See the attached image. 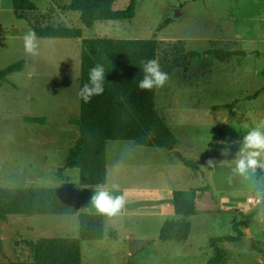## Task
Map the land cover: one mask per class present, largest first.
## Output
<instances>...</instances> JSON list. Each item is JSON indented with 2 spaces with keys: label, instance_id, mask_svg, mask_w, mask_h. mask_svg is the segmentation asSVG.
Returning a JSON list of instances; mask_svg holds the SVG:
<instances>
[{
  "label": "rangeland",
  "instance_id": "rangeland-1",
  "mask_svg": "<svg viewBox=\"0 0 264 264\" xmlns=\"http://www.w3.org/2000/svg\"><path fill=\"white\" fill-rule=\"evenodd\" d=\"M32 1L39 7L31 16L33 23L42 21L43 25L73 27L82 37L70 44L37 38L38 54H27L23 37L34 30L28 21L15 17L13 0H0V71L19 60L29 59L28 69L0 79V186L61 184L53 182L55 178L51 176L52 169L54 172L57 168L55 164L49 163L45 169L41 166L49 155L45 153L43 140L58 137L66 143L73 141L76 134L67 123L80 117L78 93L83 39L155 38L159 42L161 69L169 75L165 86L158 88L157 110L179 137L181 148L191 154L209 148L202 161L208 183L203 187L207 192L201 201L210 199L214 206L207 208L206 213L216 215L217 189L221 190L220 203L239 209L249 197L263 195L264 190L255 185L257 174L247 180L234 174L235 164L222 155L220 147L232 145L230 151L234 149L239 156L245 155L243 138L254 128L264 130V0H138L135 18L101 21L91 29L85 26L78 12L62 11L53 0ZM129 2L117 0L114 9H126ZM213 50H221V54L232 52V55L222 58L210 52ZM207 55L210 58H205ZM185 98L194 101L188 105ZM247 108L255 112H244ZM175 114L186 118H175ZM36 116L49 117V124L29 120ZM10 137L16 145L9 146ZM188 138L196 141L192 147ZM27 139L32 153L28 151ZM211 146L214 148L210 149ZM117 156L121 153H111V159ZM210 159L214 163L209 164ZM53 161L60 162L58 157ZM136 169L140 176L146 177L145 172L148 175L141 162ZM164 181L170 184L172 177L165 176ZM16 218L23 221H15ZM37 219L41 220L35 222ZM25 220L32 224L24 226ZM68 221L69 217L64 215L9 216L1 223L0 261L30 259L29 240L24 238L28 239L29 235L67 237ZM224 221L203 217L198 222L201 233L196 237L202 246H209L211 237L232 231V223L228 228ZM154 241L155 234L148 233L143 241L123 237L117 242L118 247L85 241V248L108 251L117 260L127 257L133 263L155 264L148 257H155ZM141 244L145 246L144 256L139 251ZM165 246L171 254L178 251L174 242ZM223 246L234 264L236 248L244 245L224 243ZM213 255L211 249L208 256ZM140 259L144 262H139ZM255 261L254 264H260L258 258Z\"/></svg>",
  "mask_w": 264,
  "mask_h": 264
},
{
  "label": "trees",
  "instance_id": "trees-1",
  "mask_svg": "<svg viewBox=\"0 0 264 264\" xmlns=\"http://www.w3.org/2000/svg\"><path fill=\"white\" fill-rule=\"evenodd\" d=\"M62 11L78 12L88 29L101 21H117L136 17L138 0H130L126 9L115 10L117 0H53ZM15 17L26 20L38 39H78V29L67 26L33 23L31 16L38 11L32 0H13ZM226 58L231 52L218 51ZM159 59V43L155 38L127 39L95 37L82 40L80 88L89 80V70L102 65L105 69L104 92L90 102L81 99L80 117L71 120L79 126L80 135L74 146L66 152L64 167L78 169L80 186L103 187L108 181L107 148L111 141H133L138 146L171 150L176 139L165 119L157 110L158 88L141 90L138 82L143 78L142 64ZM26 68L22 59L0 71V79L20 73ZM30 121L49 124L46 117H31ZM180 160L192 170L198 163L185 156ZM64 170V169H61ZM173 204L177 220L168 221L160 232L161 241L187 243L192 232L191 217L198 214L194 191H176ZM264 211L257 206L247 217L253 218ZM11 215H78V237H41L28 241L31 258L0 264H82L81 245L84 241H101L105 238L106 215L89 213L79 206L78 189L72 186L20 187L0 186L1 223ZM246 217V216H245ZM238 237H211L209 244L214 256L207 264H226L227 251L219 243L236 241Z\"/></svg>",
  "mask_w": 264,
  "mask_h": 264
},
{
  "label": "crops",
  "instance_id": "crops-1",
  "mask_svg": "<svg viewBox=\"0 0 264 264\" xmlns=\"http://www.w3.org/2000/svg\"><path fill=\"white\" fill-rule=\"evenodd\" d=\"M237 37H239V34H237ZM42 40H59L62 43L70 44L72 43L73 39ZM212 48L216 49L215 47ZM210 52L218 55V50H213ZM219 52H221V50H219ZM241 53L244 54L245 52ZM205 58H210V56L207 55ZM28 64L29 59H26V65ZM26 69H28V67H26L25 70ZM253 99L255 100V97H253ZM193 101L194 99L185 98V102L188 105H190ZM234 109L235 107L232 108L231 112H233ZM252 110L255 112V109L248 108L247 110H244V112L249 114V112ZM56 114L57 113H53L51 115L56 116ZM45 117L49 119V117ZM174 117L180 119L186 118V116L176 114ZM67 125H69L76 132V134L73 136V141L65 143V140H60L58 137L43 140L46 143L45 153H48L49 155L45 157L46 160L41 166L43 169H45L46 166L49 165V163H52V165L55 164L57 168L54 172L52 169L51 176L55 178L53 182L59 181L61 182V184H56L52 186L40 185L38 187H76L78 189L80 209L89 213H99L96 210L94 204L92 203L91 198L95 191L101 187L80 186L79 170L68 169L64 167V159L66 152L74 146L76 140L80 135L78 125L71 124V122H68ZM173 134L176 139V144L171 150L157 147L138 146L133 141H111L108 144V181L107 184L103 187H118L122 192L126 194V204L119 214L115 216L106 215L105 238L99 242L105 243V246L118 247L116 244L123 237H133L138 241H143L144 236H146L148 233H153L155 234V241L153 242L155 243V257L152 255L148 257L153 262L155 261V264H207L208 261L214 256H208L212 248L210 244V247L208 245L202 246L200 243V239H197L196 234L201 233L200 226H198V222L203 219V217H210L219 221L225 219L224 223L228 225V228L229 223H232L231 232L229 229V233L223 236L220 235L213 237H238L239 232L242 233L240 238L236 241H225L219 243L222 248H224V243L244 245L240 248H236L237 253L234 264H254V262H257L255 261L257 258L259 259L260 264H264V231L261 224V218L264 215V211L253 218L247 217L257 206L264 205V192L263 195L248 198L254 200L253 205H248L246 203V201L248 200L247 199L244 202L243 206L239 209L234 206L220 203V201L222 200V197L219 196L221 195V190L217 189L215 191V199L219 204L216 210V215L206 213V210L214 206L211 204L210 199L206 201H201V199L206 196L207 192V190L203 187L208 183V177L204 173L202 161L203 157L208 154L209 148L206 149V151L204 152L197 150L193 154H191L186 149L180 147L179 137L175 133ZM27 141H29L28 151L32 153V151H30L31 142L29 139H27ZM187 142L190 143V147H192L191 144L196 143L195 139L191 138H188ZM67 143L69 145L66 146L65 144ZM10 145H16L11 137L9 138V146ZM231 147L232 145H226L225 148L230 149ZM66 148L68 149L66 150ZM211 148H214V146H211L210 149ZM220 149L222 150L224 148L220 147ZM111 153L115 155L121 153V156H117L113 160V158L111 159ZM180 156H185L189 159L195 160L198 163L200 169L192 170L191 168L187 167L180 160ZM226 156L231 164H235V161L240 157L238 152L234 149L231 150ZM55 157L59 158V163H55V161H53V158ZM30 158L28 159L29 161ZM260 159L261 161H264L263 157H260ZM140 162L142 163V167L147 168L148 175L147 172H145L146 177H143V174L142 176H140L139 171L136 169L139 168ZM52 165L49 169L52 168ZM187 169H189L190 171H187ZM160 170H162V173H159ZM256 174L257 181L255 185L258 189L263 191L264 172L262 171V168H258V170H256ZM165 176L172 177V181L170 184H166V182L164 181ZM30 180L31 182L34 181L33 179ZM180 190L194 191L196 194V207L198 214L191 217L193 225L190 240L187 243L161 241L159 237L164 224L168 221L177 220L179 218L175 213L173 198L174 193ZM256 201L257 203H255ZM225 209H239L242 212H222V210ZM68 217L69 221L67 222V226L69 228L68 232L70 234L67 237H78L80 235L79 216L72 215ZM22 219L23 218H16L15 221L19 220L22 222ZM40 220L41 219H37L35 220V222H38ZM31 224L32 223L27 222L25 220L24 226ZM39 238L32 237L31 235H29L28 239L24 238V240L37 241ZM172 242L175 243L174 247L178 250L176 254H171L170 251H166L165 245H167V243ZM139 249V251H143L142 254L144 256V244H141ZM224 249L227 251L226 248ZM81 251L82 264H137L130 262L127 257L123 259L119 258L118 260L114 259L112 258V253H109L108 251L101 250L102 252H98L91 247L86 249L85 241L81 245ZM227 253L228 256L226 264H232L230 254L228 251ZM139 262L143 263L144 260L140 259Z\"/></svg>",
  "mask_w": 264,
  "mask_h": 264
},
{
  "label": "clouds",
  "instance_id": "clouds-1",
  "mask_svg": "<svg viewBox=\"0 0 264 264\" xmlns=\"http://www.w3.org/2000/svg\"><path fill=\"white\" fill-rule=\"evenodd\" d=\"M24 50L27 54L35 56L38 54V42L34 32H28L23 37ZM143 78L138 82L141 90H152L162 88L168 82L169 75L161 69L160 63L156 59H150L142 64ZM105 69L102 65H96L89 70V80L84 83L79 90V97L88 103L94 96L102 95L104 92ZM245 155L240 156L235 161L232 169L234 174L243 177L245 180L254 176L258 168H264V161L260 157L264 155V130L254 128L243 138ZM222 155H228L229 148L221 150ZM209 164L214 160H209ZM96 210L108 216H115L120 213L126 204V194L118 187H101L95 191L92 198Z\"/></svg>",
  "mask_w": 264,
  "mask_h": 264
},
{
  "label": "water",
  "instance_id": "water-1",
  "mask_svg": "<svg viewBox=\"0 0 264 264\" xmlns=\"http://www.w3.org/2000/svg\"><path fill=\"white\" fill-rule=\"evenodd\" d=\"M222 212H225V213H241L242 211H240L239 209H234V210L225 209V210H222Z\"/></svg>",
  "mask_w": 264,
  "mask_h": 264
},
{
  "label": "built area",
  "instance_id": "built-area-1",
  "mask_svg": "<svg viewBox=\"0 0 264 264\" xmlns=\"http://www.w3.org/2000/svg\"><path fill=\"white\" fill-rule=\"evenodd\" d=\"M246 203H247L248 205H253V204H254V200L250 198V199H248V200L246 201ZM255 203H257V201H256Z\"/></svg>",
  "mask_w": 264,
  "mask_h": 264
}]
</instances>
